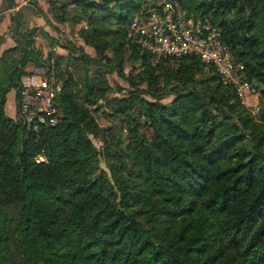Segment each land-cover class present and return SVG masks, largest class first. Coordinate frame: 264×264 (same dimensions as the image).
<instances>
[{
    "label": "trees",
    "instance_id": "obj_1",
    "mask_svg": "<svg viewBox=\"0 0 264 264\" xmlns=\"http://www.w3.org/2000/svg\"><path fill=\"white\" fill-rule=\"evenodd\" d=\"M158 1L220 30L257 114L195 57L153 64L129 41L145 0H50L48 27L77 42L56 36L64 54L46 56L35 38L49 32L14 13L0 54V264H264V0ZM51 61L58 121L33 130L8 115L7 95ZM112 75L127 85L119 97ZM99 102L115 123L101 151L89 137Z\"/></svg>",
    "mask_w": 264,
    "mask_h": 264
},
{
    "label": "built area",
    "instance_id": "obj_2",
    "mask_svg": "<svg viewBox=\"0 0 264 264\" xmlns=\"http://www.w3.org/2000/svg\"><path fill=\"white\" fill-rule=\"evenodd\" d=\"M131 18L127 38L147 50L153 64L169 59L195 57L215 69L221 80L231 86L240 100L253 92L243 64L236 62L215 26L195 20L181 11L177 3L152 0ZM17 9L11 8L10 13ZM0 16L2 12L0 11ZM62 90L61 79L50 66L34 67L21 79L18 97V118L36 130L40 126L53 127L58 121L55 98ZM36 162H43L38 157Z\"/></svg>",
    "mask_w": 264,
    "mask_h": 264
},
{
    "label": "rangeland",
    "instance_id": "obj_3",
    "mask_svg": "<svg viewBox=\"0 0 264 264\" xmlns=\"http://www.w3.org/2000/svg\"><path fill=\"white\" fill-rule=\"evenodd\" d=\"M9 1L11 2L7 1L5 5L6 7L4 6V8H7L8 6H10L11 3L13 4V6L17 5L12 0H9ZM44 2L46 3L47 1H44ZM42 8L43 6L40 5L38 1L29 0L26 2L25 5H23V7L19 8L17 13L21 17V20L24 18V16L27 13H29L30 15H34V16L39 15L45 20L48 14L47 12L48 7H45V9H42ZM33 26H36V25L33 24ZM24 27L38 28V27H31L30 24L24 25ZM52 32H53L52 35L48 33L46 37L44 36V34H37V37L35 38V47L40 52H42L44 56H46L49 53L64 54V52L58 47V44L55 38L56 36L62 39L69 40L70 42H74V43L77 42V36L75 35V31L69 28L60 27L58 29V32H54V31ZM84 51H85V54H88L89 56L94 55V52L90 48H87ZM34 67H41V66H32V65L27 66L25 68V72L26 73L29 72ZM109 83L113 90L112 93L109 94L110 98L119 97L122 94H124V92L118 91V88H125L127 87V85L124 81H122L116 75H112L111 77H109ZM11 98H12V94H10L7 99L6 111L12 119H14L15 121H20L18 118L17 98L15 96L13 103H11ZM258 98H259V93H257L256 91H253L250 96H247L241 99V102L248 110H250L253 114L256 115L258 111ZM169 100L170 98L164 100L163 102L167 103L169 102ZM98 107L102 108V111H99L94 114L95 124L91 128V135L89 137L92 143L94 144V146L96 147V149L101 151L105 147L104 140L109 141L112 138V133L106 131L105 129L110 128L115 123H114V119L108 115V110L105 111L103 102H99ZM144 132H145L144 134L146 138L152 139V133L150 131L145 130ZM98 171L99 172L97 173V175H101V177L109 176V169L106 167V164L104 163L103 160L100 161Z\"/></svg>",
    "mask_w": 264,
    "mask_h": 264
},
{
    "label": "crops",
    "instance_id": "obj_4",
    "mask_svg": "<svg viewBox=\"0 0 264 264\" xmlns=\"http://www.w3.org/2000/svg\"><path fill=\"white\" fill-rule=\"evenodd\" d=\"M12 1L15 4L18 5V6L16 5V6L12 7V8H16L17 9L15 11L17 13L19 8L23 7V5H25L26 2L29 1V0H12ZM33 1H38L39 4L43 6L42 9H45V7H48V2L50 0H33ZM44 1H47V2L45 3ZM5 5H6V0H0V11L2 12V16H0V34L3 35V37H4V42L2 43V45L0 47V54L4 50L14 46V40L10 37V27H11V24H12L11 16H13V14L15 12L14 13H10L9 10L11 8H4ZM27 14L24 16V18L21 21V23L23 25L30 24L31 27H38V28H41L44 31H47L50 34H52V31L48 27L47 22H45L46 19L44 20L39 15L34 16V15H30L29 13H27ZM47 16L49 17L48 14H47ZM33 24H35L36 26H33ZM10 94H12L11 103H13L15 95L13 93H10ZM10 94L7 95V99H8ZM6 107H7V105H6Z\"/></svg>",
    "mask_w": 264,
    "mask_h": 264
}]
</instances>
